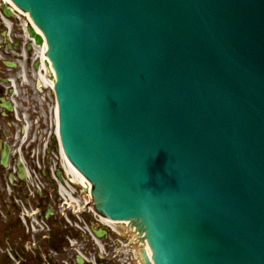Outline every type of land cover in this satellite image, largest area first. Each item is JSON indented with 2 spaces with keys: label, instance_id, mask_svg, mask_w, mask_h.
I'll return each mask as SVG.
<instances>
[{
  "label": "water",
  "instance_id": "obj_1",
  "mask_svg": "<svg viewBox=\"0 0 264 264\" xmlns=\"http://www.w3.org/2000/svg\"><path fill=\"white\" fill-rule=\"evenodd\" d=\"M15 1L105 211L141 217L158 264H264V0Z\"/></svg>",
  "mask_w": 264,
  "mask_h": 264
},
{
  "label": "flooded vegetation",
  "instance_id": "obj_2",
  "mask_svg": "<svg viewBox=\"0 0 264 264\" xmlns=\"http://www.w3.org/2000/svg\"><path fill=\"white\" fill-rule=\"evenodd\" d=\"M0 87V94L2 92ZM9 116V114H7ZM1 137V132H0ZM1 139V138H0ZM4 147L0 148V236L10 234L13 238H21L24 234V229L19 221V205L14 203V199L21 195V188L25 187L23 181L16 179L18 174L15 168V161L9 157L8 164L4 165L1 162ZM10 187V194H8L7 187ZM21 186V188H19ZM28 203L34 207L41 209V215L48 213V205L53 203L52 196L48 192H43L41 196L36 197L35 200L29 199Z\"/></svg>",
  "mask_w": 264,
  "mask_h": 264
},
{
  "label": "rangeland",
  "instance_id": "obj_3",
  "mask_svg": "<svg viewBox=\"0 0 264 264\" xmlns=\"http://www.w3.org/2000/svg\"><path fill=\"white\" fill-rule=\"evenodd\" d=\"M23 21H25L24 19H18V18H15V27H16V30L18 33H20V30H19V25H21V22L23 23ZM2 30H5V27L3 28H0V32ZM18 52H21L20 50ZM11 56H14L11 54ZM14 57L16 58H20L19 56L15 55ZM37 57V55H31L30 54V57L29 59L27 60L26 62V65H27V69L26 70H23V68H16L15 70L13 71H7L8 73H11V74H14L18 77V79L20 80V76L22 75L23 72H26L27 75H28V84H25L24 87L25 89H23L21 87V96H24L26 99H28L31 103V105L35 104L36 103V100H38V94L35 92V90L33 89V82H34V77L32 75V71H33V66H32V63L33 60ZM21 80H22V77H21ZM47 97V95L45 96ZM40 100V99H39ZM42 105V102L40 100V107ZM40 109V108H39ZM46 109V107H45ZM43 111V110H42ZM2 126H4V123L1 124ZM49 131L50 129L48 128V135H49ZM32 133H34V131H32ZM32 136V134H31ZM13 143V141H11Z\"/></svg>",
  "mask_w": 264,
  "mask_h": 264
},
{
  "label": "bare ground",
  "instance_id": "obj_4",
  "mask_svg": "<svg viewBox=\"0 0 264 264\" xmlns=\"http://www.w3.org/2000/svg\"><path fill=\"white\" fill-rule=\"evenodd\" d=\"M9 3L13 4V2L10 1V0H0V4L2 5V7H6V9H8L10 12H12L14 9L9 5ZM4 22L6 24H8V22L6 20ZM27 25L31 26L29 22H27ZM35 32L38 33V31H36V30H35ZM32 39H34V37H32ZM35 47H36V52L37 53H39L40 50H41V53L44 55V57H46V52H47L46 46L43 47V45L41 44V45H35ZM67 160L69 161L68 158H67ZM69 163H70V161H69ZM70 165H71V163H70ZM72 170H73V173L75 174V176L78 177L79 179H81V181H83V182H87L88 181L87 176H81L80 172H79V170L77 168L72 167Z\"/></svg>",
  "mask_w": 264,
  "mask_h": 264
}]
</instances>
